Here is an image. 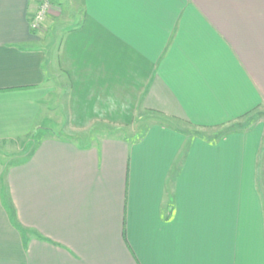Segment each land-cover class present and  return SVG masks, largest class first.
I'll use <instances>...</instances> for the list:
<instances>
[{"label": "crops", "instance_id": "obj_1", "mask_svg": "<svg viewBox=\"0 0 264 264\" xmlns=\"http://www.w3.org/2000/svg\"><path fill=\"white\" fill-rule=\"evenodd\" d=\"M39 3L0 0V146L27 152L0 165V264H264V125L237 124L264 105V0H52L35 31ZM115 65L153 74L156 110L236 128L51 133L50 92L97 117Z\"/></svg>", "mask_w": 264, "mask_h": 264}, {"label": "rangeland", "instance_id": "obj_2", "mask_svg": "<svg viewBox=\"0 0 264 264\" xmlns=\"http://www.w3.org/2000/svg\"><path fill=\"white\" fill-rule=\"evenodd\" d=\"M115 68L107 73L100 72V74H96L97 76L100 75V79L104 77H106V81L111 79L106 87L112 95L110 100L105 99L103 102L96 104V109H99L97 117L89 118L86 116L80 120L76 114L78 106L73 96L67 95L64 89L62 90L63 94L60 93V87H57L56 91L50 92L48 100L51 101L53 108V115H51L53 118L51 121H46V126L50 132L59 134L63 138H76L77 141L83 143L88 137L87 132L90 133V131L94 132V139H119L124 137L129 142L139 137L143 129L153 122L172 124L181 130L188 129L191 131V136L195 134L196 136H207L209 138H216L226 131H231L236 128L237 124L238 127H249L257 123L259 126L264 125V105L255 112L240 118L237 124L227 125L228 127L225 128H198L191 125V123L186 124L183 120L172 118V116L156 110L159 105L153 102L155 98V96H152V90L155 88L154 81L151 78L153 74H148V80H145V66L142 67L140 74L139 72H129V70L123 71L125 69H119L118 65H115ZM60 73V71H57V74ZM138 75L143 79H140ZM113 79L116 82H112ZM100 91L103 93V89ZM76 99L78 100V97ZM77 137L83 138L80 140ZM19 144L20 142L11 141L4 142L0 146V165H11L26 159L27 152L25 150L23 152L15 151Z\"/></svg>", "mask_w": 264, "mask_h": 264}, {"label": "built area", "instance_id": "obj_3", "mask_svg": "<svg viewBox=\"0 0 264 264\" xmlns=\"http://www.w3.org/2000/svg\"><path fill=\"white\" fill-rule=\"evenodd\" d=\"M52 0H40L38 8L31 18L29 26L31 30H40L42 28L43 22L51 8Z\"/></svg>", "mask_w": 264, "mask_h": 264}, {"label": "trees", "instance_id": "obj_4", "mask_svg": "<svg viewBox=\"0 0 264 264\" xmlns=\"http://www.w3.org/2000/svg\"><path fill=\"white\" fill-rule=\"evenodd\" d=\"M86 85H87V83H85ZM75 86V88H76V90L78 91V92H81V88H80V85L77 83V84H75L74 85ZM91 87H93V85H87V86H85L84 88V90H90L91 89ZM90 105V104H89ZM93 107H94V105H96V104H91Z\"/></svg>", "mask_w": 264, "mask_h": 264}]
</instances>
